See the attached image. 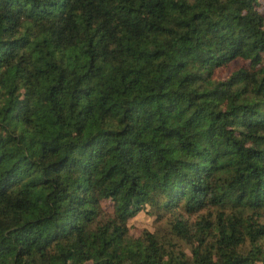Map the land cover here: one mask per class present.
<instances>
[{
  "label": "trees",
  "instance_id": "obj_1",
  "mask_svg": "<svg viewBox=\"0 0 264 264\" xmlns=\"http://www.w3.org/2000/svg\"><path fill=\"white\" fill-rule=\"evenodd\" d=\"M0 264H264V0H0Z\"/></svg>",
  "mask_w": 264,
  "mask_h": 264
},
{
  "label": "rangeland",
  "instance_id": "obj_2",
  "mask_svg": "<svg viewBox=\"0 0 264 264\" xmlns=\"http://www.w3.org/2000/svg\"><path fill=\"white\" fill-rule=\"evenodd\" d=\"M130 225V232L134 236L138 235L142 229L147 228L151 230L152 227L151 220L144 214H140L136 218H134L131 221Z\"/></svg>",
  "mask_w": 264,
  "mask_h": 264
}]
</instances>
